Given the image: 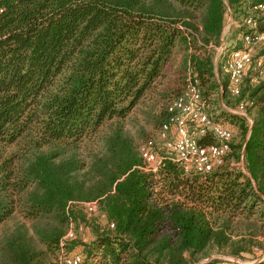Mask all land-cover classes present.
Instances as JSON below:
<instances>
[{
  "label": "trees",
  "instance_id": "trees-1",
  "mask_svg": "<svg viewBox=\"0 0 264 264\" xmlns=\"http://www.w3.org/2000/svg\"><path fill=\"white\" fill-rule=\"evenodd\" d=\"M242 1L0 0V264H56L85 203L102 226L64 244L85 264H197L264 237V78L243 84L250 124L232 116L240 140L205 176L146 173L138 152L189 73L205 103L225 99L211 57Z\"/></svg>",
  "mask_w": 264,
  "mask_h": 264
},
{
  "label": "built area",
  "instance_id": "built-area-1",
  "mask_svg": "<svg viewBox=\"0 0 264 264\" xmlns=\"http://www.w3.org/2000/svg\"><path fill=\"white\" fill-rule=\"evenodd\" d=\"M242 5L240 19L232 20L228 10L229 20L223 27L214 60V66L221 65L226 77L227 94L233 98L239 96L247 73L250 84H256L264 78V53L256 55V50L264 48V4H252L249 0H243ZM234 29L238 30V42L226 41L227 33H232ZM248 105L246 101H240L234 114L246 119L250 124L246 111ZM167 113L168 120L157 132L162 156L158 155L152 139L139 146L142 171L156 174L164 161L170 160L184 173L192 172L205 176L223 163L230 151L233 134L230 129L215 123L205 113L195 74L187 75L182 93L170 102ZM189 124L194 125L192 129ZM201 137H209L211 143L200 144L198 139ZM81 207L86 215L97 213L95 203H85ZM99 217L105 220L103 215ZM81 231L80 225H70L59 242L56 264H85L78 252H66L64 249L65 242L74 239L75 234ZM259 241L260 247L264 248V237ZM261 258H264V255Z\"/></svg>",
  "mask_w": 264,
  "mask_h": 264
},
{
  "label": "rangeland",
  "instance_id": "rangeland-1",
  "mask_svg": "<svg viewBox=\"0 0 264 264\" xmlns=\"http://www.w3.org/2000/svg\"><path fill=\"white\" fill-rule=\"evenodd\" d=\"M240 17L241 15L239 16L238 19H240ZM228 20H229L228 10L225 9L223 27L226 25ZM235 32L236 31H234L233 33H230V32L227 33L226 41L234 42V43L238 42L236 41L238 38L237 37L238 33H235ZM263 53H264V48H259L258 50H256L257 56L262 55ZM216 56H217V48H215L212 53L211 60L213 64H214V60ZM218 75L221 76L222 78L221 80H226V77L223 72ZM248 82H249V74L247 73L244 83H243L245 84L244 86H246ZM202 103L204 106L205 113L210 116L211 120L221 125L222 127H225L230 130H234L232 131V134H233L232 144L238 143L240 140V136L238 135L239 134V131L237 128L238 126H237V122H235L233 119L234 116L239 117L234 114L235 108L238 104L236 98L230 97L227 94L225 99L222 101H212V102H209V104H207L205 103L204 100H202ZM193 126H194L193 124H189L190 129H192ZM127 127H128V132L130 133V135L134 137L136 135V131H135L136 127H132L129 123L127 124ZM148 139L149 138L143 139L139 143L142 144L144 140L146 141ZM150 139H152L155 142L156 144L155 148H156L158 155L162 156L163 153L160 147V141H158L157 130L155 134L152 137H150ZM224 163H225V160L223 164ZM103 221L104 220H102L99 217V214L97 213L91 216L81 213V220H78L77 225H80L82 227V231L77 233L76 236L81 237L82 240H85L88 242L90 238L93 237V234H94L92 229L95 228L96 226H102ZM7 227L11 229L13 227V222L8 223ZM242 229L243 228L239 226H235V228L233 227V232H234L233 236L236 237L237 234H245V236H247L245 232H242ZM260 239H261L260 237L253 238V243L247 246V251L242 252L238 256L231 254L230 251L227 249H217V248L210 249L208 253L203 258H201L197 264H209L210 262H218L221 264H232V263L252 264L258 260H261L262 258L259 259V257L264 255V248H261L259 245ZM258 242L259 244H257Z\"/></svg>",
  "mask_w": 264,
  "mask_h": 264
},
{
  "label": "crops",
  "instance_id": "crops-1",
  "mask_svg": "<svg viewBox=\"0 0 264 264\" xmlns=\"http://www.w3.org/2000/svg\"><path fill=\"white\" fill-rule=\"evenodd\" d=\"M231 131H234V130H231Z\"/></svg>",
  "mask_w": 264,
  "mask_h": 264
},
{
  "label": "water",
  "instance_id": "water-1",
  "mask_svg": "<svg viewBox=\"0 0 264 264\" xmlns=\"http://www.w3.org/2000/svg\"><path fill=\"white\" fill-rule=\"evenodd\" d=\"M237 264H239V263H237Z\"/></svg>",
  "mask_w": 264,
  "mask_h": 264
}]
</instances>
